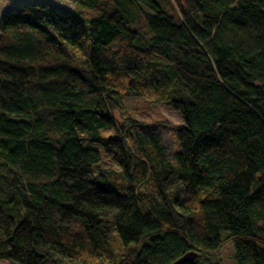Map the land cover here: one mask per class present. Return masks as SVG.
I'll return each mask as SVG.
<instances>
[{"label":"trees","instance_id":"1","mask_svg":"<svg viewBox=\"0 0 264 264\" xmlns=\"http://www.w3.org/2000/svg\"><path fill=\"white\" fill-rule=\"evenodd\" d=\"M74 2L0 23V260L264 264V0ZM127 98L170 104L181 151L118 122ZM111 129L121 171L83 144Z\"/></svg>","mask_w":264,"mask_h":264},{"label":"rangeland","instance_id":"2","mask_svg":"<svg viewBox=\"0 0 264 264\" xmlns=\"http://www.w3.org/2000/svg\"><path fill=\"white\" fill-rule=\"evenodd\" d=\"M31 3H46L53 7L68 12L79 13L80 9L74 0H0V23L2 18L14 9L22 10ZM125 110L118 112L115 119L120 123H125L128 119L137 121V125L131 127L134 133L154 134L164 146L166 153L173 155L181 151L178 139L179 132L184 126V122L178 112L166 102H156L146 98H127L124 99ZM103 135L106 139L103 143H95L87 139L83 140L85 147L97 150L101 153L102 163L100 168L105 171H121L119 164L108 154L105 144L109 142L107 138L118 135L116 129L104 130ZM202 199H213L218 197L216 187L200 190ZM116 236V232L112 229ZM116 249L122 259L127 252L121 250V244L115 239ZM219 256L224 264H236L235 247L232 241L228 242ZM0 264H13L8 260H0Z\"/></svg>","mask_w":264,"mask_h":264},{"label":"water","instance_id":"3","mask_svg":"<svg viewBox=\"0 0 264 264\" xmlns=\"http://www.w3.org/2000/svg\"><path fill=\"white\" fill-rule=\"evenodd\" d=\"M199 257V254L196 252H190L187 255L183 256L181 259L177 260L173 264H187L194 260H196Z\"/></svg>","mask_w":264,"mask_h":264}]
</instances>
